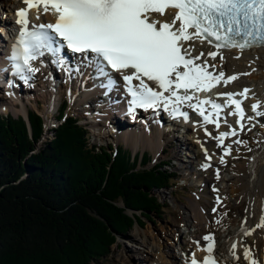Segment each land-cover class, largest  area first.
Segmentation results:
<instances>
[{
    "label": "snow or ice",
    "instance_id": "obj_1",
    "mask_svg": "<svg viewBox=\"0 0 264 264\" xmlns=\"http://www.w3.org/2000/svg\"><path fill=\"white\" fill-rule=\"evenodd\" d=\"M23 2L27 7L16 11L15 23L19 27L4 57L7 63L0 71H11L27 84L46 66L43 58L47 55L49 62L64 71L69 79L78 77L85 85L92 80L93 89H102L105 96L110 97L114 91L122 94L123 100H110V103L126 102L127 114L133 119L137 110L142 109L152 110L153 115L163 111L172 119L183 118L187 122L190 119L189 112L184 110L187 107L202 117V126L214 124L219 129L217 117L224 107L233 105L234 112L230 114L238 115L241 120L245 118L243 100L235 97L246 99L247 88L241 93H221L225 97L224 104L207 97L200 99L196 94L238 78L237 75L225 76L223 71L215 74L214 61L217 57L222 62L226 59L224 50L237 49L242 54L252 47H264V0ZM41 7L45 14L55 15L54 23H31L29 11L36 9L39 19ZM168 9L173 10L171 21L154 18L164 16ZM195 41L201 46H210L207 53L200 51L194 56ZM65 50L78 56L74 64L64 55ZM35 62H39L40 67ZM9 84L11 86L12 82ZM209 104L211 111L204 107ZM251 107L256 116L264 117V112L258 110L259 102ZM224 122L227 123L226 119ZM240 128L243 130L244 125L240 124ZM236 134V129L232 128L230 132L220 131L216 139L223 144L224 138ZM230 152L231 146H225V154ZM224 162L221 157V163ZM257 227H264V216ZM242 231L251 235L247 229L242 228ZM203 239L209 242L208 255L198 261L193 254L191 264H217L213 255L214 236L207 235ZM237 246L236 242L232 243L230 251L235 264H240ZM242 258L247 264H264L248 247H244Z\"/></svg>",
    "mask_w": 264,
    "mask_h": 264
},
{
    "label": "trees",
    "instance_id": "obj_2",
    "mask_svg": "<svg viewBox=\"0 0 264 264\" xmlns=\"http://www.w3.org/2000/svg\"><path fill=\"white\" fill-rule=\"evenodd\" d=\"M28 121L31 131L22 116L0 115L2 264L10 257L20 258L17 264H28L24 258L30 264L105 258L114 234L140 223L134 210L149 217L147 210L164 208L150 188H179L167 164L147 166L152 157L133 156L124 143L96 148L76 119L65 118L54 138L38 148L43 120L29 110Z\"/></svg>",
    "mask_w": 264,
    "mask_h": 264
},
{
    "label": "bare ground",
    "instance_id": "obj_3",
    "mask_svg": "<svg viewBox=\"0 0 264 264\" xmlns=\"http://www.w3.org/2000/svg\"><path fill=\"white\" fill-rule=\"evenodd\" d=\"M8 7L9 9H15V8L20 9L21 7H23V4L21 0H10V5H8ZM34 12L37 14V11H34ZM167 15H169L168 17H170L172 14H169L168 12ZM3 17L5 18V16ZM40 17L42 21H49L50 23H54L55 21V15L52 14L51 12L45 14L43 12V8L40 9ZM1 31H4V29L1 28ZM0 36L3 38L1 32H0ZM194 43H195V50L192 53L194 56L198 55L200 51H204L205 53H207V51L209 50L210 46H208L207 44L201 46L199 41H195ZM224 56L226 57V59L223 62L220 61L219 57H217L216 61H214V63L217 65V68L214 70L215 74H218L219 71H223L225 73V76L237 75L238 78L235 79L234 81H230L227 85L221 82L220 84H217L212 90L208 92L197 93L196 95H198L200 99H205L207 97V98H211L212 100H215V97H216V98H219V101H220L221 99L225 100V97L220 95L221 93H225V92L241 93V90L243 88L249 87V93L246 95L247 96L246 99L243 100L241 96L235 97L237 99L243 100L242 107L244 109H246V107L249 108V104H248L249 101L252 102L254 100L261 99L262 96H260L259 93L258 94L254 93V90L256 88L254 89V85L252 83L247 84L245 86L240 85L243 82V80L241 79V75L246 74V73L248 74L251 69L254 71L257 70L258 72L260 71L259 73H254V71H252L250 75L248 74V78L253 83L254 82L256 83V81H258L257 85L259 86L261 90H264V83H263L264 82V47L258 48L255 51H244L242 54H240L239 51L235 49L224 50ZM237 56H239V58H236ZM208 59L210 63H212L211 58H208ZM231 62H232V65H231ZM247 62L249 64L247 65L250 67L246 66ZM59 98L60 96L57 97V100L55 101L54 107L52 109L48 108L47 103L45 105L46 106L45 114L47 117V121H45V124H44L46 128L44 130L42 138L47 137L49 134L51 135V132L54 131V129H56V127L55 128L52 127L53 125H51L52 124L51 121L53 120V116H54L53 112L56 109V107L59 105V102H60ZM262 103H263V108H264V100H262ZM31 105L33 109L38 110L41 113L43 112V110L40 111L38 109L39 107L38 102H33ZM204 107L206 108L207 111L211 110L210 104L205 105ZM233 108H234V105L226 106L225 107L226 112L222 114L220 113L219 117H217L220 119L219 121L220 125L223 124V126L221 128L219 127V129H217L214 124H207V125L202 126L203 124L202 119H200L199 117H193L192 121L187 126V128H190L189 132H187V136H192L194 138L193 141H189L186 143L188 150L192 151L193 154L196 155V153H198L197 151H201L200 147L203 146L204 148H206L207 146L205 142L207 143L209 142L210 146L208 149L209 154L208 153L206 154L207 158H208V155L213 154V152H217V147L213 146V141L215 140L213 134H215L216 131L217 132L226 131V128H230V127L238 128L240 124H242L241 122L243 120L240 121L238 125H236L235 122L232 121V119H235V116L230 114L231 112H233ZM12 109L15 113H25L27 110V107L23 102H20L19 107L14 106L12 107ZM83 109L86 110L85 108ZM3 110L8 111V108H3ZM192 111L195 112L194 110ZM113 112H116L119 118L125 119L119 111H113ZM100 114H103V113H93L92 118L94 119V116L101 117ZM109 115L110 113L106 114V117L110 118ZM225 119L227 123L224 122ZM259 121H262V120L260 119ZM61 122L62 121L59 120L57 124H61ZM148 124H152V123L149 122ZM174 124L177 125L178 127L182 126L181 123H178V121L176 123L174 122ZM205 128H207V132L205 131ZM141 133L138 134V132L128 131L126 135L121 134V133L117 134V133H113V128H112L110 130V134L105 133L106 137H104V139H106L107 137L111 138L112 140H116V141H119L122 139L123 141L130 142L131 145H133L134 147L142 146V148H145V147L149 148L156 153L157 152L162 153V150H165V148L161 150V145L163 146L164 143L165 145H168V141H164V138H168V139L171 138V133L162 132L148 125L147 126L144 125L142 127ZM162 133H163V136L166 135L167 137L166 136L163 137ZM208 133H211V135H209ZM50 137H52L53 139L52 135ZM101 137L102 136L99 135L100 139ZM209 138H210V141L204 140V139H209ZM262 138H264V133H262ZM50 139L51 138H48L46 142H50L52 140ZM225 146H228V145H224L223 147L224 150H225ZM174 149L177 152L179 151L180 147L175 146ZM139 151L135 153L132 152V155L135 156L136 154L140 153L141 156H143V152L142 151L139 152ZM233 152H230V154H225V151H224L223 152L224 154H221L220 156L223 157L225 161L224 163L226 164L224 167L218 164V167L216 168V171L218 170V172L228 173V174L225 173L226 177L224 176L222 177V179L220 178L221 180L220 183L222 184V185L220 184L221 191H222V195L224 198L221 205L226 203L227 199L234 198L235 200L237 199L238 201V200L244 199V197L248 196L249 194L259 197L261 199V200L259 199L260 203L257 204V202L255 201L254 209H251L250 207L241 206L239 208V211H237L238 213L232 219L227 217L228 213L226 211V214L224 213V216L220 219L222 223L218 226L214 223L213 219H211V215L207 213L208 210L207 211L204 210V208H202V204L199 201H196L193 206V210H191L190 212V216L188 214H184V219H186V221L190 223L188 224V228L196 227L198 231L204 232L203 237L207 235L214 236L215 243H216L214 252H221L223 254L222 258L227 257V260L224 263L220 262L219 264H235L232 253L230 251L231 244L234 242H236L238 245L236 252L238 255L241 256L240 264H247V262L244 261L242 258L244 247H248L253 252V255L256 258L264 261V227H257V225L261 223V217L264 216V208L263 209L261 208V205L264 204V200H263V197H264V168H261L259 170L260 177L254 180L253 185L250 186V184L248 183L246 179L247 172H245L246 170L245 161H237V160L234 161V159H236V157L238 156V153L234 152L233 154ZM234 155L235 156L237 155V156L234 157ZM220 156H216L215 160L220 158ZM205 164L209 165V162L206 161ZM189 171H190V168H189ZM232 172L234 173V175H231ZM195 179H196V182L197 181L199 183L203 182L201 180L200 174L196 175ZM250 213H252L251 216H250ZM200 222H202L203 225H201ZM220 228L223 230H220ZM242 228L251 231V235H245L244 231H242ZM253 229L254 231H252ZM145 243L146 242H144V244ZM208 243H209L208 241H205L203 238L201 239L199 236L193 237L192 240L189 241V244L195 247L194 249L195 256H198L200 254L204 256L207 253L206 247ZM173 244L175 245L176 242L174 241ZM148 245L149 244L146 245V248H148ZM183 246L187 247V245H183ZM156 250L157 249H154V250L144 249V251L141 253L142 258L148 259L150 264H175L177 261L183 260L182 257H177L176 254L169 252V250L165 246H159L158 250H162L161 254L159 253L157 254L155 252ZM181 250L185 251L184 249H181ZM178 253L180 254V249ZM198 261H203V260H198ZM216 261L218 262V260ZM126 264H129V263H126Z\"/></svg>",
    "mask_w": 264,
    "mask_h": 264
},
{
    "label": "rangeland",
    "instance_id": "obj_4",
    "mask_svg": "<svg viewBox=\"0 0 264 264\" xmlns=\"http://www.w3.org/2000/svg\"><path fill=\"white\" fill-rule=\"evenodd\" d=\"M247 64L248 62L246 63V66L250 67L248 66L249 64L248 65ZM252 71L254 70L251 69L248 74L250 75ZM259 72L257 70L254 71V73H259ZM241 79L243 80V82L240 85L245 86L247 84L252 83L254 85V89L256 88L254 90V93L255 94L259 93L260 96H262L261 99L263 98L262 100H264V90H261L259 88V86L257 85L258 81H256V83L255 82L253 83L248 78V76H244L243 74L241 75ZM15 104L16 102L14 103V106ZM12 112L15 113L14 111ZM3 114H6V112H3ZM22 114L19 113V115ZM72 115H73V111L71 113L67 112L66 114L67 117H71ZM12 116H16V115L12 114ZM25 117L27 118V116ZM26 118L24 119L26 120ZM26 122L29 127V121L26 120ZM54 133H55L54 131L51 132V135L54 136ZM262 133H264V130L257 131L255 129H251L249 133H246V136L248 137L246 140L248 142H246L245 140L244 142L246 145L244 146H241L243 140H241L240 143L237 144L234 143V141H236L235 136L230 139L226 137L228 139V142L232 141V143H234L232 145V147H234L233 151L238 153V156L236 155L237 157L234 155V157H236L234 161L236 160L245 161V166H246L245 172H247L246 179L250 184V186L253 185L254 180L260 177L259 170L261 168H264V138H262ZM42 135L43 133H41L39 140L36 144L37 148L42 147L45 143H47L46 140H48V138L52 139V137H50L51 136L50 134L47 137H43L44 139L42 138ZM174 137L175 136H173L172 139L176 141V137L175 138ZM97 139L99 140V138ZM204 140L210 141V138ZM99 141L102 145H106L110 143L112 144L111 146L113 148L114 144L122 142L123 140L121 139L119 141H116V140H112L109 137L104 139V136H102L101 140ZM164 141H168L167 138H164ZM122 143H124L125 147L130 149L131 152L134 153L138 152L139 150L142 151V149H144L142 148V146L134 147L133 145H131L130 142L123 141ZM247 143H249L250 146H247ZM208 144L209 147L210 143L208 142ZM213 146L218 147L215 143V140L213 141ZM174 148L175 147H169L166 150H162L163 146L161 145L162 153L157 152L159 155L156 152L151 151L150 149L147 148L145 151L142 152L146 154L148 153L151 157L153 155V160L150 161V163H148L147 166H151L156 162H158L160 165H162L163 163H168L169 165L165 167L169 170H173V172H175L179 176L177 180L178 181L177 185L179 186V188L177 189L168 188V187L150 188L153 196L158 198L157 201L164 204V208L162 209V211L157 210L155 213L151 214L147 210L146 212L150 214V216L145 217L139 215V213H141V210H137V211L134 210V212L138 214V217H140V221H139L140 223L135 222L132 225V227L129 228L127 231L120 232L119 234L115 233L113 239L114 241L110 245V252L108 256L102 259L99 258L98 260L94 259L91 262V264H126V263L150 264L148 259L142 258L141 253L144 251V249L146 250L157 249L155 252L157 254L158 253L161 254L162 250H158V248L159 246H165L167 247L169 252L179 255L178 253L180 247L179 245L182 244L187 245V247L185 248L188 250L189 255L192 256L194 254L195 247L189 244V241L192 240L193 237H198V236L202 239L204 236V232L198 231L196 227L188 228V224L190 223H188L186 219H184V214H188L190 216V212L191 210H193V206L196 201H199L202 204V208H204V210L206 211L208 210L207 213L211 215V219H213L214 223L218 226L222 223L220 219L224 216V213L226 214V211L228 213L227 217L232 219L238 213L237 211H239V208L241 206L250 207L251 209H254L255 201L257 202V204L260 203L261 199L259 197L249 194L248 196H245L244 199L242 200L237 201V199L235 200L234 198L233 199L230 198L227 199V202L222 205L216 204L214 201L213 193L217 188L215 187V184L213 182L217 181L216 180L217 176H215L214 174L215 173L217 174L218 170L216 172L214 171L215 168L214 165L213 167L211 166L207 171L205 172L202 171L204 170L202 165L207 160L206 154L208 152L204 153L201 151L200 153V151H197L198 153H200L198 154L197 159L189 158L187 162H184L182 160L185 158L184 155L186 154H184V152L186 149L182 147L179 149V151L176 152ZM214 153L216 152H213L211 156H214ZM221 154H222V149L218 147V155L220 156ZM220 160L221 157L218 160H215L216 161L215 164H219L224 167L226 163H221ZM27 171H29V169ZM225 173L228 174L227 172H223V173L218 172V175H220L221 178L225 176ZM199 174L201 176V180L204 182L203 186L199 185L201 182L200 183L198 181L196 182L195 179L196 175ZM231 175H234V173L232 172ZM220 178L219 181H217L216 186H220L221 188L222 184L220 183L221 182ZM213 208L216 209L215 212L212 211ZM261 208L262 209L264 208V204L261 205ZM126 211L128 214H132L133 212V210H126ZM251 215L252 213H250V216ZM146 216L148 215L146 214ZM200 224L203 225L202 222H200ZM220 230L223 229L220 228ZM142 241L146 243L144 244V242ZM174 241L176 242L175 245L173 244ZM147 244H149L148 248H146ZM198 256L200 257L202 256V254ZM10 258H7L9 260V264H17L18 263L17 261H21L20 258L16 259L15 261H12V259ZM24 259L27 260L24 262H27L28 264L32 263L31 260L28 261L27 258ZM30 259H32L33 261L34 257ZM0 264L2 263L0 262Z\"/></svg>",
    "mask_w": 264,
    "mask_h": 264
}]
</instances>
